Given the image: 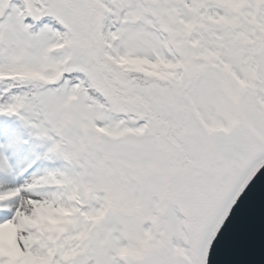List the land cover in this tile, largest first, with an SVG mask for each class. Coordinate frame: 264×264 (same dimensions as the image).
I'll use <instances>...</instances> for the list:
<instances>
[{
  "label": "snow or ice",
  "instance_id": "obj_1",
  "mask_svg": "<svg viewBox=\"0 0 264 264\" xmlns=\"http://www.w3.org/2000/svg\"><path fill=\"white\" fill-rule=\"evenodd\" d=\"M264 168V0H0V264H218Z\"/></svg>",
  "mask_w": 264,
  "mask_h": 264
},
{
  "label": "water",
  "instance_id": "obj_2",
  "mask_svg": "<svg viewBox=\"0 0 264 264\" xmlns=\"http://www.w3.org/2000/svg\"><path fill=\"white\" fill-rule=\"evenodd\" d=\"M242 228L235 244L218 257V264H264V168L257 173L233 209Z\"/></svg>",
  "mask_w": 264,
  "mask_h": 264
}]
</instances>
